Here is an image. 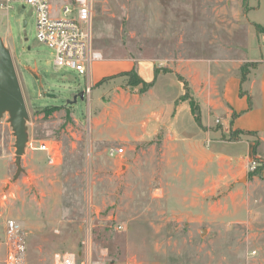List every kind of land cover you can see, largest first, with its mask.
Listing matches in <instances>:
<instances>
[{"label":"rangeland","instance_id":"rangeland-1","mask_svg":"<svg viewBox=\"0 0 264 264\" xmlns=\"http://www.w3.org/2000/svg\"><path fill=\"white\" fill-rule=\"evenodd\" d=\"M262 24L264 0H98L92 43L106 58H152L166 67L203 58L235 64L264 33ZM0 38L27 108L28 139L56 143L61 156L50 165L44 151L25 147L15 176V136L2 114L0 264L8 219L21 228L25 264H54V253L80 250L88 230L92 257L102 264H264V193L245 184L258 174L256 151L241 165V195L219 185L216 167L200 195L183 169L171 166L161 137L94 159L87 102L74 99L84 75L54 67L52 51L37 39L33 8L0 10Z\"/></svg>","mask_w":264,"mask_h":264},{"label":"crops","instance_id":"crops-1","mask_svg":"<svg viewBox=\"0 0 264 264\" xmlns=\"http://www.w3.org/2000/svg\"><path fill=\"white\" fill-rule=\"evenodd\" d=\"M261 34L264 33H257L248 53L235 64L228 59L203 58L166 67L161 60L144 57H103L92 62L84 75V86L74 96L83 93L81 98L87 102V138L93 158L102 152L110 157L107 155L110 146L123 145L134 151L161 137L163 151L169 158L173 156L171 166L183 169L185 177H189L187 182L198 185L200 195L202 187L207 186L209 167H216L223 188L231 187L239 194L246 184L250 191L258 188L263 194L264 167L249 182L240 183L247 176L241 165H246L255 151L264 160ZM245 63L248 70L241 81V67ZM131 69L150 83L147 89L141 92L139 85L126 86L122 76L102 81ZM183 81L198 108L199 122L195 121L190 98H180L185 92ZM87 85L88 94L84 92Z\"/></svg>","mask_w":264,"mask_h":264},{"label":"built area","instance_id":"built-area-1","mask_svg":"<svg viewBox=\"0 0 264 264\" xmlns=\"http://www.w3.org/2000/svg\"><path fill=\"white\" fill-rule=\"evenodd\" d=\"M97 1L71 0L54 8L51 0H0V10L4 14H9L13 3L30 5L35 12L37 39L52 51L54 67L72 70L77 75H86L91 63L103 58L101 51L94 48L92 43V9ZM89 89L87 85L84 92L88 94ZM25 147L44 151L50 165L56 164L61 157L54 142L40 141L36 144L33 140L27 139ZM122 153V147L107 148V155L110 157ZM4 244V264H25L26 243L21 228L14 219L6 221ZM53 260L54 264H102L92 257L89 230L81 241L80 250L56 252Z\"/></svg>","mask_w":264,"mask_h":264},{"label":"water","instance_id":"water-1","mask_svg":"<svg viewBox=\"0 0 264 264\" xmlns=\"http://www.w3.org/2000/svg\"><path fill=\"white\" fill-rule=\"evenodd\" d=\"M25 24L26 21H24ZM78 96L83 97V93ZM5 112L9 114L10 125L15 136L14 163L15 176H17L21 172V155L28 139L25 127L28 114L11 53L0 38V117Z\"/></svg>","mask_w":264,"mask_h":264},{"label":"trees","instance_id":"trees-1","mask_svg":"<svg viewBox=\"0 0 264 264\" xmlns=\"http://www.w3.org/2000/svg\"><path fill=\"white\" fill-rule=\"evenodd\" d=\"M258 28V25H256V29ZM247 65V64H246ZM246 73V67L245 65H243L241 67V81L244 80V75ZM155 74H156V70H155ZM116 76H124V77H127V81H126V84L129 85V86H132V87H135V86H138L140 85L141 87L139 88V91H144L145 89H147L149 86H150V83H147V82H144L138 75L137 73L135 72L134 69H131V70H128V71H124V72H121V73H118L117 75H113V76H110V77H107L105 79H102V81L108 79V78H113V77H116ZM181 80H183L181 77H179ZM184 85H185V92L184 94L180 97L181 99H188L190 98L189 94H188V89L186 87V83L183 81ZM190 105H191V110L194 114V118H195V121L196 122H199V111H198V108L197 106L194 105V102L193 100L190 98ZM254 152V150H253ZM258 167H257V172L256 173H259L261 172V169L264 167V160L260 161L258 163Z\"/></svg>","mask_w":264,"mask_h":264}]
</instances>
